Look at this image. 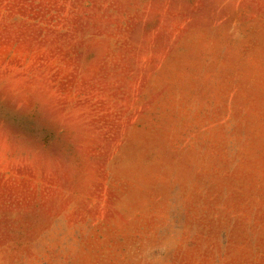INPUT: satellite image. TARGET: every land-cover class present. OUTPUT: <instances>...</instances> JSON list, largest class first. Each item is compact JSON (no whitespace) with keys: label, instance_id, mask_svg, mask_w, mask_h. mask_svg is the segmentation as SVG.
I'll return each instance as SVG.
<instances>
[{"label":"rangeland","instance_id":"374dc122","mask_svg":"<svg viewBox=\"0 0 264 264\" xmlns=\"http://www.w3.org/2000/svg\"><path fill=\"white\" fill-rule=\"evenodd\" d=\"M0 264H264V0H0Z\"/></svg>","mask_w":264,"mask_h":264}]
</instances>
